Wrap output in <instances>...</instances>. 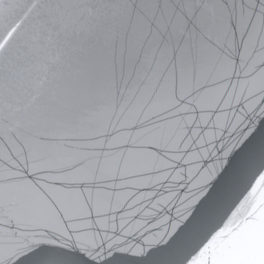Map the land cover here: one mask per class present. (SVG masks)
<instances>
[{"label": "snow or ice", "instance_id": "6c2138e0", "mask_svg": "<svg viewBox=\"0 0 264 264\" xmlns=\"http://www.w3.org/2000/svg\"><path fill=\"white\" fill-rule=\"evenodd\" d=\"M264 264V0H0V264Z\"/></svg>", "mask_w": 264, "mask_h": 264}, {"label": "water", "instance_id": "95a60500", "mask_svg": "<svg viewBox=\"0 0 264 264\" xmlns=\"http://www.w3.org/2000/svg\"><path fill=\"white\" fill-rule=\"evenodd\" d=\"M62 258L56 254H46L42 259V264H61Z\"/></svg>", "mask_w": 264, "mask_h": 264}]
</instances>
